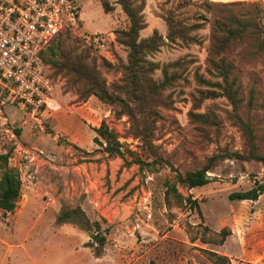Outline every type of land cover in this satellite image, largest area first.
<instances>
[{
	"label": "rangeland",
	"instance_id": "rangeland-1",
	"mask_svg": "<svg viewBox=\"0 0 264 264\" xmlns=\"http://www.w3.org/2000/svg\"><path fill=\"white\" fill-rule=\"evenodd\" d=\"M101 1L75 0L79 19L59 39L76 40L78 50L88 48L110 85L119 82L118 64L126 61L127 54L114 31L128 22L117 0H104L112 7L108 12ZM205 1L146 0L143 10L146 27L141 37L153 29L165 35L163 17L168 14L196 27L190 33L196 42L167 43L147 56L160 65L179 62L180 78L163 93L170 97L171 106L160 109L153 143L181 172L202 167L208 156L221 149L245 150L243 135L228 116L231 107L225 97L202 99L195 109L212 111L219 118L217 126L204 128L205 136L189 122L188 112L199 99V90L215 89L198 79L215 81L206 71L210 32ZM260 1L264 9V0ZM262 17L264 21V11ZM94 35L103 38L104 46L89 43L88 37ZM251 49L246 41L234 46L227 58L240 83V114L252 124L259 151L264 153V53L252 55ZM153 77L161 80L160 69ZM54 78L61 104L57 111L46 113L37 123L9 105L5 107L7 117L0 121V153L12 151L10 164L21 176V197L15 210L4 213L0 209V264H214L207 251L230 254L232 264H242L237 262L240 258L246 259L243 264H254L249 260L256 259L264 264V192L255 201L228 197L250 189L255 181L264 185L263 163L225 158L207 172L213 177L211 182L180 188L197 205L185 200L180 206L166 205L164 181L173 177L168 167L154 173L136 164L124 167L121 158L108 157L93 142L94 128L105 121L123 150L147 158L130 131L128 117L117 116L116 106L94 95L78 100V94L67 88L65 77ZM130 155L127 151L126 156ZM76 208L77 213L60 219L61 211ZM232 229L240 245L257 250L238 252L240 245L233 237L224 245L222 230ZM99 235L109 244L107 257L101 261L96 260L101 254H96L95 236Z\"/></svg>",
	"mask_w": 264,
	"mask_h": 264
},
{
	"label": "trees",
	"instance_id": "trees-1",
	"mask_svg": "<svg viewBox=\"0 0 264 264\" xmlns=\"http://www.w3.org/2000/svg\"><path fill=\"white\" fill-rule=\"evenodd\" d=\"M127 18V26L114 31L116 41L126 48V61H120L118 69L122 76L119 82L107 85L100 69L95 63V58H90L88 48L78 50L76 40H60V33L42 52L44 61L50 66V77L61 75L66 78L67 88L73 89L78 94V100L85 101L90 96H96L102 103L117 107L116 115H126L130 123L132 135L139 139V148L148 157L142 158L130 150H123L117 134L112 131L105 121H101L94 128L93 142L100 146L108 157H119L123 160L122 166L136 164L139 169L150 173L157 172L162 167H168L173 172V177L164 181V202L166 205H182L188 201L197 205L196 199L184 197L180 188L192 189L201 187L213 180L207 174L219 161L225 158L244 161L254 160L264 164V153L259 151L252 124L243 119L240 114L242 97L240 96V83L234 70V64L227 58V53L241 43H251V54L264 53V21L263 7L260 0H233L226 2L205 1L206 11L209 14V46L207 50L206 71L215 79L206 80L198 78L203 84L215 87L220 92L213 90H199V99H195L192 109L188 112L190 124L201 135H206L204 128L217 126L218 116L212 111L197 112L202 99L223 96L228 101L231 109L228 116L236 125L244 139L245 150L229 151L221 149L208 156L202 167L179 171L159 147L153 143L156 122L160 118V109L171 106L169 96L163 93L174 86L180 78L176 71L178 61L160 65L158 62L147 58L167 43H181L188 45L196 42L191 31L196 29L194 24L187 25L175 16L168 14L163 17L166 24V34L162 35L157 29L146 37H141L140 32L146 27L143 10L146 0H117ZM105 12L112 9L104 0L101 1ZM67 31V30H66ZM68 37L66 38V40ZM105 62V61H104ZM107 63V62H105ZM160 69V81L153 77L154 72ZM130 152V158L126 153ZM12 151L0 153V209L4 213L13 212L21 197V176L19 169L10 164ZM264 192V185L254 182V185L245 191H235L229 194V199L255 201ZM76 209L64 210L60 219H66ZM98 233V232H97ZM96 233V234H97ZM230 232L222 230V240ZM95 234V235H96ZM100 254L106 242L105 236H95ZM208 258L214 264H232L227 255L215 251H207ZM98 256V255H97ZM149 264H155L150 261Z\"/></svg>",
	"mask_w": 264,
	"mask_h": 264
},
{
	"label": "built area",
	"instance_id": "built-area-1",
	"mask_svg": "<svg viewBox=\"0 0 264 264\" xmlns=\"http://www.w3.org/2000/svg\"><path fill=\"white\" fill-rule=\"evenodd\" d=\"M79 13L75 0H0V121L9 105L37 123L61 107L42 52ZM88 39L104 46L97 35Z\"/></svg>",
	"mask_w": 264,
	"mask_h": 264
},
{
	"label": "crops",
	"instance_id": "crops-1",
	"mask_svg": "<svg viewBox=\"0 0 264 264\" xmlns=\"http://www.w3.org/2000/svg\"><path fill=\"white\" fill-rule=\"evenodd\" d=\"M98 127V126H97ZM97 204H99L98 202H97ZM77 210H78V208H77ZM80 210L82 211V209L80 208ZM64 211V210H63ZM62 212V211H61ZM60 212V213H61ZM113 212V211H112ZM9 213V212H8ZM59 213V214H60ZM77 213V212H76ZM74 228H76L77 230H82V231H84L82 228H78V227H74ZM232 232H230L227 236V239H224V241H223V244L225 245L226 243H227V241L230 239V237H233V238H235L236 239V241L238 242V238L235 236V230H231ZM86 233V232H85ZM86 236H87V238H88V235L86 234ZM238 244H239V242H238ZM109 245V244H108ZM108 245H106V244H104V246L102 247V252H101V254L98 256V258H96V260L98 259V260H104V258H106L107 257V252H108ZM240 245V244H239ZM257 249H256V246H254V248H253V250H251V249H249L248 248V246L247 245H245V244H243V245H240V251H238V252H242V253H245V252H255ZM238 252H236V253H238ZM235 253V252H234ZM226 255H228V257L230 258V260H231V263H233V261H234V259L231 257V255L230 254H226ZM261 258H264V256H261ZM241 259V260H240ZM240 259H238L237 260V262H240V263H246L245 262V260L246 259H243V258H240ZM249 261H253V263L254 264H262V263H260L257 259L256 260H249Z\"/></svg>",
	"mask_w": 264,
	"mask_h": 264
}]
</instances>
